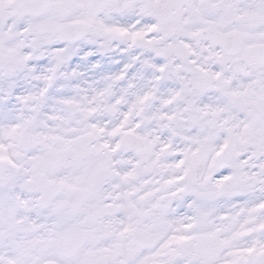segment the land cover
I'll use <instances>...</instances> for the list:
<instances>
[{
    "label": "snow or ice",
    "instance_id": "obj_1",
    "mask_svg": "<svg viewBox=\"0 0 264 264\" xmlns=\"http://www.w3.org/2000/svg\"><path fill=\"white\" fill-rule=\"evenodd\" d=\"M0 264H264V0H0Z\"/></svg>",
    "mask_w": 264,
    "mask_h": 264
}]
</instances>
